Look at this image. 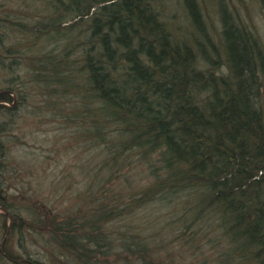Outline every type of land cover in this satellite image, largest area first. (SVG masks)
Segmentation results:
<instances>
[{"label": "trees", "instance_id": "obj_1", "mask_svg": "<svg viewBox=\"0 0 264 264\" xmlns=\"http://www.w3.org/2000/svg\"><path fill=\"white\" fill-rule=\"evenodd\" d=\"M45 2L50 16L33 24L0 15V65L12 74L0 81V92L37 83L56 106L53 115L83 123L87 139L104 145L106 174L61 210L40 189L12 192L0 179V207L12 222L0 264H47L43 255L55 246L71 264H169L160 244L116 224L149 203L176 217V237L189 239V249L205 239L196 247L204 257L212 250L213 264H264L259 38L223 8L221 54L198 0H185L195 28L190 35L169 27L157 0ZM11 22L26 37L47 40L24 53L23 73H15L22 50L8 39ZM69 94L71 111L64 100ZM10 99V92L0 93V110L8 116L0 121L1 172L11 167L3 159V135L16 109L3 103ZM138 164L145 173L140 183L129 173ZM122 173L126 182L118 180ZM36 234L45 250L35 259L25 237Z\"/></svg>", "mask_w": 264, "mask_h": 264}, {"label": "rangeland", "instance_id": "obj_2", "mask_svg": "<svg viewBox=\"0 0 264 264\" xmlns=\"http://www.w3.org/2000/svg\"><path fill=\"white\" fill-rule=\"evenodd\" d=\"M45 1L0 0V15L4 13L12 20L33 24L50 16L48 6L45 7ZM198 3L210 35L219 46L218 50L221 54H223L220 40L223 8L226 14H230L241 26L252 31L264 46V0H198ZM156 5L161 9L163 18L175 33L190 35L191 31L194 32L195 28L190 23V14L185 0H157ZM14 24L12 22L7 24L9 29L7 36L11 45L22 50L18 56L20 63L15 65L17 74L28 69V61L26 58L23 59V55L26 51H30L29 47L38 44L44 47L47 40L45 36H40L43 40L41 41L39 37L31 33L26 37L24 32L17 30V25ZM223 58L224 56L221 57ZM7 59L11 58L7 57ZM223 69L226 70L225 67ZM10 75L12 74H6L0 65V81L2 82ZM26 83L28 84L27 89L19 90L23 98H20V94L14 91V94L11 93L10 100L3 101L16 109L15 113L12 112L14 114L10 116V118L13 117L10 130L3 135L4 152L6 153L3 159L9 161L11 167L5 170L6 167L3 166L0 179L5 181L4 183L12 192L16 189H25L28 194L32 190L40 189L45 194H43L44 198L49 199L48 203L61 210L75 200L84 197V194L88 192L85 189L92 184V181L95 182L94 178L106 172V169L102 167L105 155L104 145L93 144L91 139H87L89 137L82 132L85 127L83 123L80 125L74 121H63L58 115H53V110L57 108L52 101L47 99L46 91H42L35 82L26 81ZM71 99V94L64 98L66 108L70 111ZM62 102L58 100L55 103L59 105ZM261 107L264 110V93L261 96ZM7 118L8 116L0 110V121H6ZM1 159L0 156V163ZM139 166L140 164L134 166L135 168H130L132 182L145 181V173ZM16 168L18 171H15ZM125 168L123 169L127 170ZM126 176H128L126 173H122L118 175V180L126 182ZM97 195L99 193L95 192L94 198ZM165 210V208L159 209L157 203H149L137 208L133 215L115 220L120 221L116 222L117 225L122 224L124 227L129 224V228L147 235L150 240L160 244L161 255L169 264H213L212 250L207 251L204 257L199 254V248L196 247L205 239L200 237L199 242L195 240L197 243L189 249L188 245L191 241L189 239L182 241L176 237L177 233L172 225L176 217L172 220L165 214ZM2 211L4 212L0 207V250H3L5 239L9 238L7 230L9 225H12L9 217L5 216ZM113 223L108 225L116 226ZM25 244L28 252L33 253L31 254L33 258H42V254L38 256L40 250L42 252L45 250L43 249L45 241L42 236L26 235ZM190 250L194 253L191 254ZM15 252L17 253L16 250ZM43 258L47 260H45L47 264H71L65 255L57 251L56 246L52 251L46 250ZM20 263L28 264L24 261Z\"/></svg>", "mask_w": 264, "mask_h": 264}, {"label": "water", "instance_id": "obj_3", "mask_svg": "<svg viewBox=\"0 0 264 264\" xmlns=\"http://www.w3.org/2000/svg\"><path fill=\"white\" fill-rule=\"evenodd\" d=\"M3 91H8V92L14 94V92H12V91H10V90H3ZM3 91H1V92H3ZM1 92H0V93H1ZM3 210H4V209H3ZM4 211H5V210H4Z\"/></svg>", "mask_w": 264, "mask_h": 264}, {"label": "bare ground", "instance_id": "obj_4", "mask_svg": "<svg viewBox=\"0 0 264 264\" xmlns=\"http://www.w3.org/2000/svg\"><path fill=\"white\" fill-rule=\"evenodd\" d=\"M10 226V225H9ZM11 227V226H10Z\"/></svg>", "mask_w": 264, "mask_h": 264}]
</instances>
